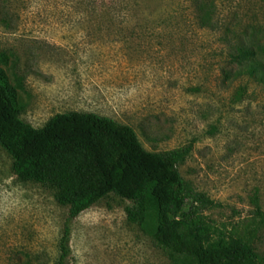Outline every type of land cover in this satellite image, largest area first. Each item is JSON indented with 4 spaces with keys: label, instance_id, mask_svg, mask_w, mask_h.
<instances>
[{
    "label": "rangeland",
    "instance_id": "obj_1",
    "mask_svg": "<svg viewBox=\"0 0 264 264\" xmlns=\"http://www.w3.org/2000/svg\"><path fill=\"white\" fill-rule=\"evenodd\" d=\"M217 5L212 30L191 0H0V66L22 78L21 117L37 128L94 112L132 126L150 151L189 147L179 169L228 231L254 222L255 201L264 213V85L223 77L233 32L264 44V0ZM12 164L0 145V264H56L68 206ZM131 205L111 194L83 211L70 264H175ZM254 245L264 256V227Z\"/></svg>",
    "mask_w": 264,
    "mask_h": 264
},
{
    "label": "trees",
    "instance_id": "obj_2",
    "mask_svg": "<svg viewBox=\"0 0 264 264\" xmlns=\"http://www.w3.org/2000/svg\"><path fill=\"white\" fill-rule=\"evenodd\" d=\"M191 2L202 27H220L217 0ZM233 33L238 40L229 45L231 66L224 79L233 83L248 76L264 85V44L251 46ZM15 83L0 66V145L19 179L50 187L68 206L56 264H70L74 220L111 194L132 202L129 219L168 250L175 264H264L254 245L264 227L259 202L253 223L228 231L217 225L206 211L218 203L179 169L189 147L150 151L132 126L94 112L58 113L37 128L21 117L22 78L16 76Z\"/></svg>",
    "mask_w": 264,
    "mask_h": 264
}]
</instances>
